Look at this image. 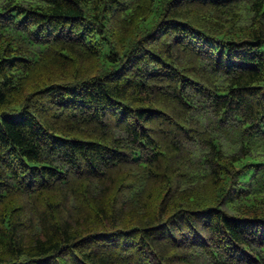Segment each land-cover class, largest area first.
<instances>
[{
  "label": "trees",
  "instance_id": "1",
  "mask_svg": "<svg viewBox=\"0 0 264 264\" xmlns=\"http://www.w3.org/2000/svg\"><path fill=\"white\" fill-rule=\"evenodd\" d=\"M0 264H264V0H0Z\"/></svg>",
  "mask_w": 264,
  "mask_h": 264
}]
</instances>
